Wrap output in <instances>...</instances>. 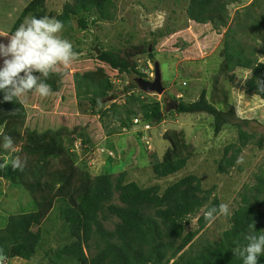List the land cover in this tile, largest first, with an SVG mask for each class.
<instances>
[{
    "label": "trees",
    "instance_id": "trees-1",
    "mask_svg": "<svg viewBox=\"0 0 264 264\" xmlns=\"http://www.w3.org/2000/svg\"><path fill=\"white\" fill-rule=\"evenodd\" d=\"M32 1L10 32L31 13L28 6ZM240 1L188 0L186 14L192 26L186 32L188 37L183 46L191 49L184 55L200 57L223 40V62L215 76L214 89H219L217 85L222 81L232 82L237 68L248 69L252 75L246 81L247 91L264 100V61L258 58L264 54V48L253 43L264 42V9L259 13L258 0H254L243 8L244 13L235 16V24L230 25L229 5ZM93 14L99 22L113 21L114 0L65 2L55 18L70 31L75 17L79 26L86 28ZM242 31L251 36L250 41L239 40L237 34H243ZM0 40L5 42V37ZM144 53L156 62L154 51L141 46L127 50L101 48L94 59L73 60L61 69L62 74L52 75L46 81L51 86L47 97L29 93L22 97L23 102L3 101L0 93V127L16 143H21L19 157L26 160L22 171L8 164L1 169V176L27 189L36 205L27 213L9 214L6 223L0 225V261L4 264L8 260L28 264L44 249L51 233L58 228H43V225L52 222L51 217L58 209L64 224L52 237L60 234L66 242L46 251L52 264H242L232 249L237 242L245 243L243 236L248 225L255 223L256 231L264 232V169L255 174L253 185L245 184L246 191L232 214L230 226L211 240L200 234L210 221L205 219L207 211L221 201L217 196L211 199L216 186L205 189L197 175L189 174L162 189L158 184L143 187L136 181H127V171L116 177L111 173L92 176L77 164L66 137L81 140L82 145H98L103 141L105 132L95 117H106L108 112L102 109L96 112V108H102V101L113 92V75L137 73L144 77L145 72L136 60ZM132 88L137 86H127L126 93L131 94ZM87 95L92 105L88 119L79 112L80 99ZM129 101L136 102V99L131 95ZM140 109L148 123L159 124L164 120L165 113L159 102H154L152 107L144 103ZM176 112L211 115L215 135L226 125L237 128L238 144H230L218 163L221 174L229 173L236 166L241 153L256 137L252 120L238 117L234 108L219 109L209 101L206 90L195 101L178 100ZM126 114L135 116L138 112L130 107ZM22 122L23 131L17 126ZM122 124L129 125L123 120ZM256 144L262 150L264 136ZM188 161L178 142H172L163 160L153 163V172L158 179L167 178L185 169ZM195 218L198 228L188 229ZM109 219L116 220L113 229L105 226ZM258 264H264V256Z\"/></svg>",
    "mask_w": 264,
    "mask_h": 264
},
{
    "label": "rangeland",
    "instance_id": "rangeland-1",
    "mask_svg": "<svg viewBox=\"0 0 264 264\" xmlns=\"http://www.w3.org/2000/svg\"><path fill=\"white\" fill-rule=\"evenodd\" d=\"M30 1L0 0V33H11L12 27ZM69 1L72 0H33L28 6L32 9L31 13L24 19L31 16L56 17L62 11L64 3ZM253 1L241 0L229 5L228 11L232 19L230 25L235 24V16L244 13L243 8L248 7ZM114 2L116 17L113 21L99 22L93 14L88 18L86 28H82L75 17L73 30L69 31L66 28L62 30L60 35L73 45L76 53L74 60L94 59L98 51L101 52V48L127 50L131 47H148L150 51H154L156 62L159 63L165 92L162 95L154 92L142 93L141 90L132 88L129 89L131 94H128L125 88L131 84L137 86L135 78L139 77L138 74L113 75L115 86L109 97L114 96L112 94L114 93L117 98L103 103L102 108H96V112L100 109L108 112L106 117L100 115L95 117L104 129L105 138L98 145H82L81 140L66 137L68 149L75 154L77 164L84 166L92 176L111 173L116 177L127 171V181H136L143 187L158 184L164 189L184 176L195 174L202 179L205 189L216 186L211 199L217 196L221 203H227L231 214L218 215L207 223L200 236L213 240L230 226L232 214L241 202V195L246 191L245 184L253 185L255 174L264 169V148L261 150L256 144L258 139L264 136V100L247 91L246 81L252 75L248 69L237 68L232 82L222 81L217 85L219 89H214L215 76L223 62L221 56L223 40L214 50L204 51L200 57L188 58L184 55V52L191 49L187 45L183 46L185 38L188 37L186 32L192 26L186 14L188 0H114ZM257 5L259 6L257 11L260 13L264 9V0H258ZM38 10L40 12L34 14L33 11ZM237 35L243 42L250 41L251 36L248 33ZM5 42L7 43V37ZM253 43L264 48L262 41ZM258 58L264 61V54H259ZM136 60L143 72L155 75V64L146 53L137 56ZM203 90L207 91L209 101L219 109L234 108L238 117L252 120V127L256 133V137L238 158L243 162H236V166L227 174L218 172V163L230 144H238L237 128L226 125L219 135H215L214 118L211 115L180 114L174 109L178 100L195 101ZM131 95L136 102L129 101ZM80 101L79 112L88 119L92 113L90 96L82 97ZM154 102L160 103L165 113L164 120L159 124L154 121L144 123L140 106L146 103L152 107ZM130 107L138 114L128 116L126 112ZM122 120L129 124L128 127H123ZM22 124L23 122L17 126L23 131ZM4 135L7 134L1 126L0 140ZM172 142H178L184 155L189 157L188 165L175 175L158 179L152 165L163 160ZM14 144L17 148L15 153L0 149V163L10 164L11 159L19 157L21 143L14 141ZM230 154L231 152L228 156ZM239 166H242V169H239ZM1 169L0 225H4L9 214L27 213L36 208V205L27 189L1 176ZM203 212L204 210L200 213ZM51 218L52 222L47 221L43 228L55 226L61 229L64 222L60 218L59 209ZM115 222V219L105 221L106 228L113 229ZM195 228H198L197 218L188 226V229ZM36 229L38 228L34 227V230ZM58 229L51 233L44 249H40L39 254L28 264H52L46 251H50L52 247L57 249L66 242L60 234L56 238L52 237L58 234ZM17 261L8 260L5 264H22L18 263L22 261Z\"/></svg>",
    "mask_w": 264,
    "mask_h": 264
},
{
    "label": "clouds",
    "instance_id": "clouds-1",
    "mask_svg": "<svg viewBox=\"0 0 264 264\" xmlns=\"http://www.w3.org/2000/svg\"><path fill=\"white\" fill-rule=\"evenodd\" d=\"M63 29L64 23L55 17L31 16L14 32L0 33V37H7V43L0 40V93H3V101L23 102L22 97L29 93L41 97L50 94L51 86L46 81L52 75L62 74L61 69L67 68L76 56L72 43L60 35ZM0 149L10 153L17 151L8 135L0 140ZM242 162V159L237 161ZM8 163H0V168L7 167ZM10 164L14 170L22 171L26 160L16 156ZM230 214L229 205L221 203L210 208L205 219ZM243 240L245 243L237 242L233 254L242 260V264H258L260 257L264 256V232L258 233L255 223H250Z\"/></svg>",
    "mask_w": 264,
    "mask_h": 264
},
{
    "label": "water",
    "instance_id": "water-1",
    "mask_svg": "<svg viewBox=\"0 0 264 264\" xmlns=\"http://www.w3.org/2000/svg\"><path fill=\"white\" fill-rule=\"evenodd\" d=\"M98 54H100L99 51H98ZM136 83H137V86L145 92H154V93L162 95L165 92V86L163 85L162 74H161L159 63L155 62V77L152 81L138 77L136 79ZM113 98L114 96H111L109 98L104 99L102 102L107 103ZM174 109L175 110L178 109V104L175 105ZM144 123H147V122L145 121Z\"/></svg>",
    "mask_w": 264,
    "mask_h": 264
},
{
    "label": "flooded vegetation",
    "instance_id": "flooded-vegetation-1",
    "mask_svg": "<svg viewBox=\"0 0 264 264\" xmlns=\"http://www.w3.org/2000/svg\"><path fill=\"white\" fill-rule=\"evenodd\" d=\"M138 77L135 78V80L137 79ZM140 78V77H139ZM141 78H144L146 80H153V78L151 77L150 73L147 75V73H145L144 77H141ZM165 101V104H167L166 102V99L164 100Z\"/></svg>",
    "mask_w": 264,
    "mask_h": 264
},
{
    "label": "built area",
    "instance_id": "built-area-1",
    "mask_svg": "<svg viewBox=\"0 0 264 264\" xmlns=\"http://www.w3.org/2000/svg\"><path fill=\"white\" fill-rule=\"evenodd\" d=\"M150 75H151V76H153V74H152V73H151ZM0 264H4V263H3V261H0Z\"/></svg>",
    "mask_w": 264,
    "mask_h": 264
}]
</instances>
